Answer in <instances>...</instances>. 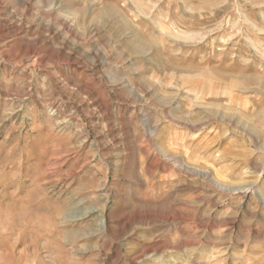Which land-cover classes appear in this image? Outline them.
Listing matches in <instances>:
<instances>
[{
	"label": "rangeland",
	"instance_id": "1",
	"mask_svg": "<svg viewBox=\"0 0 264 264\" xmlns=\"http://www.w3.org/2000/svg\"><path fill=\"white\" fill-rule=\"evenodd\" d=\"M0 264H264V0H0Z\"/></svg>",
	"mask_w": 264,
	"mask_h": 264
}]
</instances>
